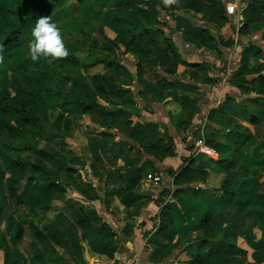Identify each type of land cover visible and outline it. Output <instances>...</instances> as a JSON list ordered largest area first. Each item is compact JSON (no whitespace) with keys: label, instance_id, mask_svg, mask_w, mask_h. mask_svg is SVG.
I'll use <instances>...</instances> for the list:
<instances>
[{"label":"rangeland","instance_id":"1","mask_svg":"<svg viewBox=\"0 0 264 264\" xmlns=\"http://www.w3.org/2000/svg\"><path fill=\"white\" fill-rule=\"evenodd\" d=\"M51 1L12 0L21 11L12 21L31 18L34 28L39 17L47 16L60 29L68 54L90 61L120 60L126 70L103 62L85 69L62 64L59 58H41L20 76L23 81L37 79L45 72L58 74L48 99L71 124L53 142L59 149L57 142L66 141V161L47 162V168L51 179L64 183L68 191L43 188L19 207L15 216L24 227V236L18 246L5 230V214L0 217V264H186L199 249L193 240L204 233L202 222L208 205L213 206L214 216L207 230L215 241L206 244L202 254L210 264H261L257 259L264 253V213L255 217L252 210L257 204L264 205V105L253 99L257 96L254 91L244 93L240 86H247L259 75L243 74L247 68L264 73L262 1L223 0L225 5H235V13H227L226 19L216 15L220 0H173L167 6L163 0H153L163 9L161 14L137 0H121L120 4L116 0H61L48 12L40 8ZM113 8L127 18L138 16L163 27L174 44L160 43L156 28L151 31L155 43L148 44L141 34L145 22H106L104 12ZM243 22L247 28L241 33L236 26ZM90 35L97 37L101 46L111 41L112 48H95L92 56H87ZM32 39L31 31L14 48L0 51V81L5 84L2 93L8 97L21 84L13 82L9 66H17L28 55ZM137 45L149 55L141 61L142 69L137 66ZM175 51L189 62L208 64L188 66ZM96 73L132 90L136 103L125 107L103 94L76 98L67 93L70 75L90 80ZM254 116L257 123H252ZM39 117L45 127L55 131L45 111ZM237 125L252 132L246 144H237L233 138ZM27 131V143L42 137L40 131ZM205 146L213 154L205 152ZM214 146L232 155L238 150L230 169L223 170L209 160L219 158ZM17 147H4L0 137V167L6 178L11 171L4 153L18 156ZM163 151L173 153L167 165H162L166 158ZM181 171L185 174L179 176ZM236 174H252L251 181L239 189L244 203L240 207L222 185ZM155 175L160 180H155ZM176 176L184 181L176 182ZM129 181L136 182V187L119 194ZM0 190L5 210L10 209L6 182ZM158 198L164 200L162 205ZM165 209L176 231L171 238L157 231ZM34 221L67 234L57 247L58 262L43 261L44 248L30 230ZM80 221L83 225L77 223ZM103 222L117 232V247L111 255L102 251ZM230 244L236 246L234 250ZM189 245L191 255L180 251Z\"/></svg>","mask_w":264,"mask_h":264},{"label":"trees","instance_id":"2","mask_svg":"<svg viewBox=\"0 0 264 264\" xmlns=\"http://www.w3.org/2000/svg\"><path fill=\"white\" fill-rule=\"evenodd\" d=\"M60 1L61 0H52L40 8L44 9L45 12H48L58 5ZM116 1L117 4H120L121 2V0ZM137 1L139 3H147L157 14H161V11L163 10L153 0ZM259 1H262L264 5V0ZM16 4L17 3H13L12 0H0V51L6 48H14L19 43H21V41L25 39L33 29L34 19L29 18L19 22L12 21V18L21 12L18 10ZM189 7L194 8V5L189 2ZM218 7V10L216 9L217 17L226 19V5L223 0L218 1ZM104 14L106 22L108 23H119L126 21L130 24L136 25L140 22H145L141 34L144 36L145 41L148 44L155 43V37L151 34V31L155 28L161 35L159 39L160 43L164 45L174 44L172 37L164 33L163 27H157L156 24L150 22L148 19L138 16L127 18L116 8L107 9ZM65 16L68 15L65 14ZM236 28H239L241 33H243L247 26L244 24L242 26L237 25ZM99 31L103 33L104 29L100 27ZM86 42V45L90 47L87 55L89 57L92 56V49L102 48L108 50L112 48L110 45L111 41L109 43H103L101 46L97 37L94 35H90ZM136 47L137 55L140 59L137 66L138 69H142L141 61L147 59L149 55L141 45H137ZM175 52L176 57H178L182 63H185L188 66L199 67L208 64L206 62H189L183 58L180 53H178V51ZM88 59H80L75 54H68L63 58H59V61L62 64L69 63L80 65L85 69L95 66L98 62H103L114 69L126 70L125 65L120 60H110L105 58L99 61H90ZM33 62L35 61L31 59V56L28 53L27 56L20 59L17 66H9L10 70L12 71L13 82L19 84L21 83L17 92L13 96L8 97L5 93H2L5 84L0 81V137L2 138L4 147H11L13 141L26 139L24 130L18 128L13 123L15 116H18L22 119L27 129H34L42 132L41 139L28 143L21 149L22 152L18 157H12L10 154L4 153L5 162L8 163L14 171L19 173V178H6L3 174L2 168L0 167V189L3 182H6L8 195L12 204L10 209L5 210V202L0 196V217L5 214L3 219L5 230L10 235L11 242L16 246L22 243L24 236V227L15 216L19 207L27 204L29 199L36 193L40 192L43 188L48 191H59L62 193H66L68 191V187L64 183L51 179L47 168V162L53 163L66 161L64 155V153L67 151L66 141L62 139L60 142H57L59 149L53 145V142L57 138H60V132L63 128H69L71 121L68 117L61 114L57 109L53 108L48 99V94L54 91V85L57 82V72H45L37 79L24 78L23 81L20 79V76H24V73L28 70ZM262 71L263 70L258 71L256 69L247 68L243 74L257 72L259 75L257 78L250 80L247 86L241 85L240 89L244 93H249V90L254 91L257 96L253 97V99L264 105V73ZM127 75L130 76L131 72H127ZM66 91L68 94H71L76 98H81L85 95H89L91 97L95 96L96 94H103L108 98V100L117 102L125 107H129L136 102V95L132 90L124 89L114 85L113 83L109 82L104 75L99 73L93 74L90 77V80L83 79L76 75H70ZM42 111H45L47 119L51 120L55 131L49 130L42 124L39 117V113ZM213 114L214 113L211 112L209 117L211 118ZM257 122L258 121L254 116L252 118V123ZM232 135L233 138H235L236 143L242 145L246 144L252 138V132L248 128L242 127L241 125H237L234 128ZM61 138H63V136ZM215 151L219 153L218 160H214L213 158H209V160L215 162V164H218L223 170H228L234 165L235 157L238 154L237 149H234L235 155L225 153L219 148H217ZM171 154L173 153H167L165 151L162 152L163 157H168ZM258 163L260 164L261 161ZM203 173H205V171H203ZM184 174L185 172L181 171L179 176ZM178 179V176H176V182L182 183L184 181H178ZM251 179L252 174H236L235 177L224 180L222 184L223 190L234 199L233 201L235 206L240 207L244 204L240 198L239 189L244 184L249 183ZM45 182H47L46 185H43ZM134 187H136V182L129 181L124 187L121 188V190H119V194L131 190ZM158 201L161 202L159 205H162L164 202L162 198H158ZM205 209L206 216L202 222L204 233L202 236L193 240V243L198 245L199 249H197L195 257L189 260L186 264H210L207 255L202 254V248H204L206 244L215 241L207 230V227L210 226L213 220L214 208L213 206L208 205ZM263 213L264 205L261 203L257 204L256 208L252 210V214L255 217H258ZM166 214H168V210L165 209L161 215V225L157 231L166 238H171L176 233V231ZM77 223L83 225L84 222L80 221ZM30 230L34 238H36V240L44 248L45 256L43 261L47 260L50 262H58L60 258L57 247L64 243L67 238V234L53 231L48 228H43L36 221L30 224ZM164 230L169 231V233H161ZM116 237L117 232L107 222H103L100 233L103 253L106 255H111L114 252L117 247ZM188 247H190V245ZM235 247L236 246L234 244H230V248L232 250H234ZM6 254L9 255L7 250Z\"/></svg>","mask_w":264,"mask_h":264},{"label":"clouds","instance_id":"3","mask_svg":"<svg viewBox=\"0 0 264 264\" xmlns=\"http://www.w3.org/2000/svg\"><path fill=\"white\" fill-rule=\"evenodd\" d=\"M163 3L167 6L173 3V0H163ZM32 37L33 39L29 41V54L33 61L40 58L54 60L68 55L60 29L55 23L50 22L47 16L38 18L32 29Z\"/></svg>","mask_w":264,"mask_h":264},{"label":"crops","instance_id":"4","mask_svg":"<svg viewBox=\"0 0 264 264\" xmlns=\"http://www.w3.org/2000/svg\"><path fill=\"white\" fill-rule=\"evenodd\" d=\"M226 12H227V10H226ZM228 13V12H227ZM229 14V13H228ZM243 24H245V22H243ZM208 63V62H207ZM97 74V73H96ZM93 75V74H92ZM136 99H137V97H136ZM135 99V100H136ZM136 103V102H135ZM13 123L18 127V128H20V129H24V131H26V132H28L27 131V128H25V124H24V122L22 121V119L20 118V117H18V116H15L14 117V119H13ZM29 133V132H28ZM16 141H21L20 142V144H18V145H15V144H12L13 146H18L17 148H19L18 150H20V153L22 152V148L23 147H25L28 143L23 139V140H21V139H19V140H16ZM13 142H15V141H13ZM8 148H11L12 149V146L11 147H8ZM205 148H207V146H205ZM209 149V148H208ZM210 150V149H209ZM68 151H70V150H68ZM215 153H217L216 151H215ZM9 154V153H8ZM20 154H18V156H19ZM12 156V155H11ZM18 156H12V157H18ZM170 161H171V157H166L165 159H164V161L162 162V165H167L168 163H170ZM7 165L8 166H6V167H9L10 168V171H11V174L9 175V176H7V177H13V178H19L20 177V175H19V173L18 172H16V171H14L12 168H11V166L7 163ZM151 209H152V207H151ZM112 227V226H111ZM190 248H192L191 246L190 247H188V246H186V247H183V248H181L180 249V251H182L183 253L185 252V253H187V254H192V252H190ZM192 258L191 259H193L194 257H195V253L193 252V254H192ZM258 257V256H257ZM259 259H257L261 264H264V253L261 255V257H258ZM225 264H228L227 262H225ZM230 264V263H229ZM232 264V263H231ZM233 264H235V263H233Z\"/></svg>","mask_w":264,"mask_h":264},{"label":"built area","instance_id":"5","mask_svg":"<svg viewBox=\"0 0 264 264\" xmlns=\"http://www.w3.org/2000/svg\"><path fill=\"white\" fill-rule=\"evenodd\" d=\"M229 8L231 9V12H229ZM226 10L229 14H234L235 13V5L234 4H227L226 5ZM204 151L207 153H211V151L208 148H204ZM153 175L150 174V177H152ZM155 180H160V176L155 175L154 176Z\"/></svg>","mask_w":264,"mask_h":264},{"label":"bare ground","instance_id":"6","mask_svg":"<svg viewBox=\"0 0 264 264\" xmlns=\"http://www.w3.org/2000/svg\"><path fill=\"white\" fill-rule=\"evenodd\" d=\"M211 151V150H210ZM211 153L213 154V151H211Z\"/></svg>","mask_w":264,"mask_h":264}]
</instances>
